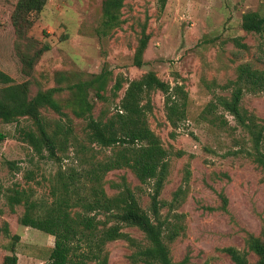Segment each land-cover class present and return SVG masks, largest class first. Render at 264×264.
<instances>
[{"label": "rangeland", "instance_id": "rangeland-1", "mask_svg": "<svg viewBox=\"0 0 264 264\" xmlns=\"http://www.w3.org/2000/svg\"><path fill=\"white\" fill-rule=\"evenodd\" d=\"M103 1L48 0L42 12L29 16L33 23L21 38L12 22L18 0H0V69L15 83L28 81L31 96L56 87L59 73L84 79L104 68L113 72L114 79L121 76L134 80L154 71L172 86L184 85L189 94L187 119L180 123L175 137L167 119L163 92L152 94L154 109L149 114L150 127L164 146L182 152L181 156L171 155L169 175L160 196L161 200L171 202L180 186L185 190L175 212L185 215L186 233L170 245L171 255L175 261L189 256L190 264H234L223 249L244 250L245 232L259 236L264 233V168L244 154H235L241 147L250 148L252 143L245 130L235 127L229 113L218 111L229 122L226 128L203 119L201 114L216 96H230L225 85L236 80L239 65L249 63L255 69H264V35L242 27L246 13L264 16V0H126L123 23L107 32L103 26ZM145 21L152 37L144 56L145 65L138 68L133 58ZM45 47L49 50L33 65L25 64L23 55L30 58ZM113 84L108 87L107 100L96 99V118L114 112L123 97L127 85L120 98H115ZM242 105L258 118H264V92L247 94ZM42 112L51 124L64 120L50 109ZM65 112L70 115L79 142L91 148L83 154L77 142L71 140L66 151H59L58 160L48 158L46 149L43 156L37 154L22 140L19 128H34L32 121L0 120V183L5 190L32 187L40 198L50 192L59 171H81L89 167V154L101 160L111 153L110 148L90 145L86 140V122L74 117L69 109ZM123 178L149 212L152 183L142 184L130 169L108 173L107 193L116 195L120 189L112 184L122 183ZM221 192L228 198L227 211L222 207ZM24 210L23 205H18L13 211L6 195L0 196V264H4L5 256L14 254L18 264H46L50 258L55 238L23 226L20 217ZM168 212V207L162 210L164 215ZM5 224L10 235L4 231ZM124 231L145 242L138 228L126 227ZM15 235L19 240L14 239ZM107 250L109 264H132L127 241L109 243ZM249 259L256 261L253 253Z\"/></svg>", "mask_w": 264, "mask_h": 264}, {"label": "trees", "instance_id": "trees-1", "mask_svg": "<svg viewBox=\"0 0 264 264\" xmlns=\"http://www.w3.org/2000/svg\"><path fill=\"white\" fill-rule=\"evenodd\" d=\"M47 1L18 0L12 22L19 37H25V30L33 23L29 16L42 12ZM125 2L103 1L105 32L121 26ZM242 27L247 32L264 35V16L248 12L243 16ZM151 37L145 21L138 33L133 58L138 68L145 65L144 56ZM47 50L49 48L45 47L30 58L23 55V61L31 66ZM113 82L114 97L120 98V92L127 85L124 95L114 112L96 118L95 101L107 100L108 87ZM0 83L4 85L0 88V120L5 123H19L22 119L32 121L34 128L22 127L19 132L22 140L37 154L43 156L46 149L48 158L58 160L59 151H66L71 140L77 142V148L83 154L90 151L91 147L79 142L75 136L73 122L65 109L86 122V140L90 145L111 149V153L101 160L89 154V167L86 169L80 171L73 168L69 173L59 171L50 192L40 198L36 197L35 188L5 190L0 183V196L6 195L13 211L15 206H24L20 217L22 225L55 238L46 264H109L107 245L119 240L127 241L131 248L128 259L132 264H190L189 256L175 261L170 249V245L186 233L185 215L175 212L185 190L180 186L171 202L160 198L169 175L171 155L181 156L182 152L166 148L149 124V114L154 109L152 94L161 91L165 95L167 119L173 127L172 136H176L180 123L187 119L189 94L184 85L172 86L154 71L134 80H124L121 76L114 79L113 72L107 68L84 79L59 73L56 87L39 90L34 96H31L28 81L15 83L1 69ZM225 88L230 89V96H216L201 117L226 128L229 122L218 111L229 113L236 122L235 127L245 130L252 143L250 148L241 147L235 154H244L258 167L264 168V118H258L242 105L247 94L264 92V69H255L249 63L241 64L236 80L228 82ZM42 109H50L64 120L51 124ZM120 169H130L142 184L152 183L149 212L141 206L125 178L122 183L112 184V187L120 189L116 195L107 193L106 176L110 171ZM186 173L185 182L188 183L190 169ZM28 179L31 180V177ZM219 195L223 210L227 211L228 198L224 192ZM165 207L169 208L166 215L162 213ZM126 227L138 228L144 234L145 242L126 233ZM4 231L10 235L7 224ZM14 239L19 240V236L15 235ZM244 241V250L227 247L223 251L234 264H264V233L259 236L247 231ZM252 253L256 257L254 262L249 259ZM3 263L18 264V256L7 255Z\"/></svg>", "mask_w": 264, "mask_h": 264}]
</instances>
